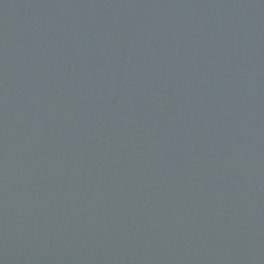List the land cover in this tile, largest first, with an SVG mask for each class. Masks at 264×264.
Masks as SVG:
<instances>
[{
  "label": "water",
  "instance_id": "1",
  "mask_svg": "<svg viewBox=\"0 0 264 264\" xmlns=\"http://www.w3.org/2000/svg\"><path fill=\"white\" fill-rule=\"evenodd\" d=\"M0 264H264V0H0Z\"/></svg>",
  "mask_w": 264,
  "mask_h": 264
}]
</instances>
